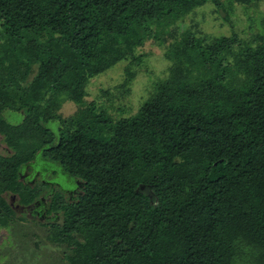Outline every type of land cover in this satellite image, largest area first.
<instances>
[{
    "label": "trees",
    "instance_id": "trees-1",
    "mask_svg": "<svg viewBox=\"0 0 264 264\" xmlns=\"http://www.w3.org/2000/svg\"><path fill=\"white\" fill-rule=\"evenodd\" d=\"M211 1L226 11L222 0H0L11 150L0 152V226L25 219L5 192L23 205L43 195L23 175L41 159L79 188L40 182L56 214L40 222L66 264H264V33H177ZM169 41V74L137 113L86 102L88 83L127 58L118 90H131L137 51ZM69 100L79 109L64 117Z\"/></svg>",
    "mask_w": 264,
    "mask_h": 264
},
{
    "label": "rangeland",
    "instance_id": "rangeland-1",
    "mask_svg": "<svg viewBox=\"0 0 264 264\" xmlns=\"http://www.w3.org/2000/svg\"><path fill=\"white\" fill-rule=\"evenodd\" d=\"M222 1L226 5V11L217 9V4L212 1L198 6L185 19L178 21L177 33L180 34L185 30L197 36H222L234 32L241 36H250L252 32L264 33V0ZM228 13L230 18L227 20L225 14ZM173 39L174 37L170 38V41ZM170 41L161 46L147 42L145 47L137 51L139 54H144V58L132 80L131 90H124L125 93H119L118 90L128 77L127 66L131 64V58H127L117 62L88 83L86 102L93 101L105 106L107 111L117 118L137 113L141 104L153 91L155 81L169 74L170 62L165 53ZM134 66L136 65H132V68H135ZM78 109V104L69 100L59 111L67 117L75 114ZM19 117L13 113L11 118L19 120ZM7 147L0 134V152L3 154L10 152ZM53 168L58 170L59 167L40 159L34 167L27 166L23 170V175L28 181L43 188L40 200L47 203L50 201L48 195L50 188L40 183L43 179H54L53 184L69 190L67 194L70 193L71 196L79 191L73 179L62 172L55 176ZM5 196L13 204L16 214L25 216V219H19L9 227L0 226V264H66L62 261L65 248L54 245L49 239L48 226L40 222L47 221L56 214L45 217L44 206L40 201L23 205L18 201V195L9 191L5 192Z\"/></svg>",
    "mask_w": 264,
    "mask_h": 264
},
{
    "label": "flooded vegetation",
    "instance_id": "flooded-vegetation-1",
    "mask_svg": "<svg viewBox=\"0 0 264 264\" xmlns=\"http://www.w3.org/2000/svg\"><path fill=\"white\" fill-rule=\"evenodd\" d=\"M39 201H40V203H41V200L39 199ZM35 202H38V200L37 201H35ZM34 202V203H35ZM43 202H44V200H43ZM37 204V203H36ZM46 204H47V202H44V203H42V205L44 206V208H43V215L45 216V217H49L50 215L49 214H47V210H46Z\"/></svg>",
    "mask_w": 264,
    "mask_h": 264
}]
</instances>
